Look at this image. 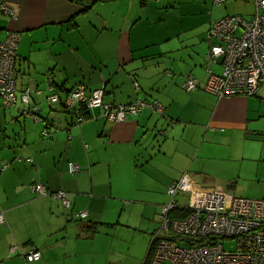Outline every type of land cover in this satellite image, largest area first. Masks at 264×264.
<instances>
[{
  "label": "crops",
  "instance_id": "1",
  "mask_svg": "<svg viewBox=\"0 0 264 264\" xmlns=\"http://www.w3.org/2000/svg\"><path fill=\"white\" fill-rule=\"evenodd\" d=\"M0 2L15 14L0 15V40L7 31L20 35L18 93L41 91L31 98L37 119L20 115L22 106H0V264H112L101 229L118 225L124 205L156 204L151 192L185 174L198 188L234 189L230 179H244L250 167L257 174L250 180L264 182V83L252 97L217 98L202 88L205 55L216 44L210 26L225 16L252 18L253 0ZM211 72L220 74V65ZM188 75L198 89L184 90ZM78 84L103 88L106 103L157 101L164 111L146 106L107 122L88 109L77 124L78 108L65 99ZM49 93L59 103L45 109L39 103ZM251 142L260 150L245 154ZM35 182L49 195L34 193ZM60 190L69 207L53 195ZM80 211L86 216H74ZM30 250L40 252L38 261H26Z\"/></svg>",
  "mask_w": 264,
  "mask_h": 264
},
{
  "label": "built area",
  "instance_id": "2",
  "mask_svg": "<svg viewBox=\"0 0 264 264\" xmlns=\"http://www.w3.org/2000/svg\"><path fill=\"white\" fill-rule=\"evenodd\" d=\"M223 1L212 0L216 5ZM253 3L252 18L225 16L214 21L207 33L216 44L205 55L208 78L202 88L217 98L252 97L264 83V0H253ZM0 15L15 19L13 9L2 2ZM19 40L20 35L15 31H7L5 38L0 40V106H16L19 101L22 105L19 111L33 115L36 108L32 107L31 98L41 91L24 87L18 93L15 69ZM214 63L220 65V74L211 72ZM182 87L193 91L198 89V84L188 75ZM49 91H53L52 86ZM103 97V88L87 92L83 84H78L67 94L65 106L68 109H98L107 122H123L146 106L156 112L164 111L157 101L147 103L137 99L126 105H115L106 103ZM46 99L48 105L59 103L56 93H49ZM33 118L37 119L35 115ZM84 120L82 116H75L77 124ZM77 169L78 165L69 164V172ZM30 187L39 196L49 195L42 182ZM180 193L187 194L185 206H179L175 200ZM167 194L170 202L162 206L161 225L153 236L148 264H264V199L236 196L223 189L198 188L187 174L172 182ZM53 195L69 207L64 191ZM173 210L183 211L185 215L171 218ZM74 216L83 218L86 212L80 211ZM0 222H3L2 213ZM24 257L27 262H35L40 259V252L30 250Z\"/></svg>",
  "mask_w": 264,
  "mask_h": 264
},
{
  "label": "rangeland",
  "instance_id": "3",
  "mask_svg": "<svg viewBox=\"0 0 264 264\" xmlns=\"http://www.w3.org/2000/svg\"><path fill=\"white\" fill-rule=\"evenodd\" d=\"M39 105L47 109V99L44 98V100H42ZM16 106L22 105L19 101H17ZM262 148L264 151V146ZM245 150V154L248 153L254 155L260 149L258 145H254L251 142L250 145H246ZM236 163L237 162L229 164L234 166ZM245 163H247V161H245ZM247 170V172L243 173V176L241 175V178L244 179L238 180L237 177L230 179V181L236 180L234 183V189H229L227 184H223V189L236 196L253 199H264V182H253V180H250V178L256 176L257 174L254 170H251L250 167ZM261 174L264 176V167L262 168ZM137 177L139 178L141 175L138 174ZM144 194L149 195L147 192ZM150 199L156 204L146 205L132 203L129 205H124L125 207L121 208L123 210H119L120 220L118 225H115L111 228L101 229V232L105 233L100 235L101 238L103 240L107 239L109 243L112 244L110 250V246L105 243V246H107L109 249V255L111 257L110 261H113L112 264H142L144 256L147 252L149 241L151 239V234H154L160 228L161 223L159 216L162 205H167L169 203L170 196L167 194L166 190L162 191L157 188L155 192H151ZM175 200H178L179 203L185 206L187 204V195L178 194V196H175ZM114 221H117L116 218ZM226 248L229 249L228 245Z\"/></svg>",
  "mask_w": 264,
  "mask_h": 264
},
{
  "label": "trees",
  "instance_id": "4",
  "mask_svg": "<svg viewBox=\"0 0 264 264\" xmlns=\"http://www.w3.org/2000/svg\"><path fill=\"white\" fill-rule=\"evenodd\" d=\"M48 106H50V105H48ZM19 113H20V115H22V113L20 111H19ZM34 113H38V112L37 111H34ZM76 116H82L84 119H86L87 118V112H86V110L83 107H78V112L76 113ZM184 215H185V212H183V211H181L180 213L177 212L176 210H173V211L170 212V217L171 218H177L178 216H184ZM94 227H95L94 224L90 226V228H92V231H94ZM155 233L152 234V237L150 239V242H149V245H148V247H149L148 248V254L146 256V260H145V263L144 264H148L149 263L150 254H151V248H152V243L154 241L153 236L155 235Z\"/></svg>",
  "mask_w": 264,
  "mask_h": 264
}]
</instances>
